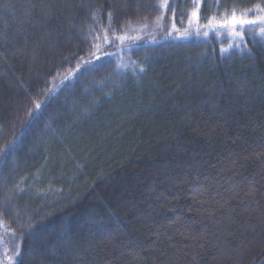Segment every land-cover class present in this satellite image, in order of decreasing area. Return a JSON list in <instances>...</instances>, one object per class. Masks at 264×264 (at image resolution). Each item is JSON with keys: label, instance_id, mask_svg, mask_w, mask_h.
<instances>
[{"label": "trees", "instance_id": "obj_1", "mask_svg": "<svg viewBox=\"0 0 264 264\" xmlns=\"http://www.w3.org/2000/svg\"><path fill=\"white\" fill-rule=\"evenodd\" d=\"M257 6L0 0V261L264 264V36L221 26Z\"/></svg>", "mask_w": 264, "mask_h": 264}, {"label": "rangeland", "instance_id": "obj_2", "mask_svg": "<svg viewBox=\"0 0 264 264\" xmlns=\"http://www.w3.org/2000/svg\"><path fill=\"white\" fill-rule=\"evenodd\" d=\"M262 16V15H259ZM257 17L256 16H250V17H244L245 19H255ZM248 26V25H243ZM233 32L236 30L237 26H235L234 28L231 26H228ZM240 28V27H238ZM237 28V29H238ZM253 29H257L260 30V26H253ZM167 31H174V26L172 24H167L165 23V21L162 19H160L159 21L156 22H150V23H137V24H133L131 26H129V28L127 29V31L122 35V36H118V39H114V41L112 42L113 44L115 43H123V42H127L128 40L131 41H135L132 47L139 45L140 43L143 44L142 42H152V41H156L159 40L161 37L162 33H165ZM231 37H234L233 35H231ZM236 37H234L235 39ZM113 46V45H111ZM95 55L92 56L91 58H86L84 61H82L72 72L71 74H68L66 76H63L61 78L67 77L65 79V81H67L68 79L73 80L74 77L76 75H78L79 73H81L82 71L88 69V68H92L96 65H98L99 63H101L103 61V59L107 56L110 55V53H107V55L104 57L103 54H100L99 51L94 53ZM7 250H5V256L7 254L6 252ZM13 255H11V259L9 261L3 260L2 262L0 261V264H13Z\"/></svg>", "mask_w": 264, "mask_h": 264}, {"label": "snow or ice", "instance_id": "obj_3", "mask_svg": "<svg viewBox=\"0 0 264 264\" xmlns=\"http://www.w3.org/2000/svg\"><path fill=\"white\" fill-rule=\"evenodd\" d=\"M247 11H250V10H246L245 13L241 16H237L236 12L233 11L231 19L223 21L221 26H231L233 28L235 26H243V25L260 26L259 35L264 36V16H257L255 19H252V20L245 19L244 16L247 14ZM255 11H264V9H261L259 6H257ZM193 15H195V13H193ZM210 24H211V21H210ZM232 35L236 38H242V33L237 32V31H233ZM39 107L40 105L36 104V108H39ZM8 147H10V145L6 146V148L2 152H0V154H4L5 152H7Z\"/></svg>", "mask_w": 264, "mask_h": 264}]
</instances>
